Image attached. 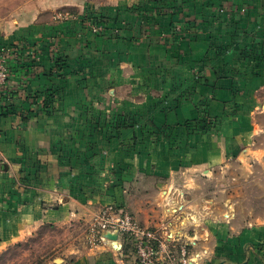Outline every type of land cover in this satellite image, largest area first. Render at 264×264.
<instances>
[{"label": "crops", "instance_id": "obj_1", "mask_svg": "<svg viewBox=\"0 0 264 264\" xmlns=\"http://www.w3.org/2000/svg\"><path fill=\"white\" fill-rule=\"evenodd\" d=\"M89 10L117 17L120 34L81 25ZM77 15L0 37L24 45L38 96L0 102V254L42 225H91L130 200L161 247H187L188 264H264V212L198 199V179L264 156V0H88ZM119 242L88 240L56 264H138Z\"/></svg>", "mask_w": 264, "mask_h": 264}, {"label": "rangeland", "instance_id": "obj_2", "mask_svg": "<svg viewBox=\"0 0 264 264\" xmlns=\"http://www.w3.org/2000/svg\"><path fill=\"white\" fill-rule=\"evenodd\" d=\"M85 1L88 0H0V37L15 31L19 26L28 27L37 20L47 22L74 18ZM257 144L264 148V135L257 140ZM209 175L210 179L206 181L198 179V185L204 182L203 191L201 189L198 192V199L202 198L203 192L204 198L215 200L222 208L233 207L234 215L240 217L264 212V156L249 161H231L228 166L218 168ZM153 194L158 193H143L136 200H152ZM126 209L134 211L130 200ZM88 240L98 244L92 241L90 225L83 219L45 224L25 240L2 252L0 264H56L63 257L70 256L72 251L85 248Z\"/></svg>", "mask_w": 264, "mask_h": 264}, {"label": "built area", "instance_id": "obj_3", "mask_svg": "<svg viewBox=\"0 0 264 264\" xmlns=\"http://www.w3.org/2000/svg\"><path fill=\"white\" fill-rule=\"evenodd\" d=\"M93 32L103 33L106 25L89 21ZM120 34V29H114ZM24 45L0 47V102L3 109L8 110L7 102L14 93L28 92V80L33 65L24 57ZM35 92L29 91L30 100H37ZM106 232H118L124 243H129L136 255L138 264H188L187 247L182 245L179 251L171 247H161L156 229L141 224L128 210L118 207H106L99 211L90 225V237L94 242L106 241ZM123 247V244H122ZM180 254V255H178ZM194 262V261H192Z\"/></svg>", "mask_w": 264, "mask_h": 264}, {"label": "trees", "instance_id": "obj_4", "mask_svg": "<svg viewBox=\"0 0 264 264\" xmlns=\"http://www.w3.org/2000/svg\"><path fill=\"white\" fill-rule=\"evenodd\" d=\"M79 21L81 22V25L87 27V28H90L88 26V22L89 21H94V22H97V23H102V24H105L106 25V31L103 32V33H96L98 36H104V35H109V36H116L117 34H115L114 32V29L115 28H120V25H119V19L117 17H111V16H108V15H105L104 13H101L99 11H93V10H89L87 11L86 14H83V15H80L79 16ZM66 57L59 53L58 55L55 56V63H54V68L56 67L57 71L54 72L52 71L53 73H56L57 75L61 76V74H64V72L66 71L65 68H66ZM53 68V70H54ZM55 94L56 92H47V103H46V106L49 108L50 106H52L54 103H53V100L55 99ZM38 96L36 95V98ZM10 112V111H8ZM126 248V246H124V249Z\"/></svg>", "mask_w": 264, "mask_h": 264}, {"label": "water", "instance_id": "obj_5", "mask_svg": "<svg viewBox=\"0 0 264 264\" xmlns=\"http://www.w3.org/2000/svg\"><path fill=\"white\" fill-rule=\"evenodd\" d=\"M105 237L112 241V245L115 249H121L122 244L119 242L118 232H106Z\"/></svg>", "mask_w": 264, "mask_h": 264}]
</instances>
